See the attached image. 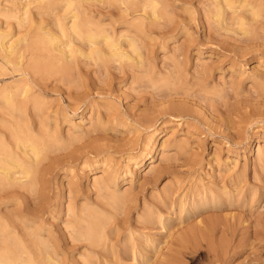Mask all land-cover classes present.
I'll use <instances>...</instances> for the list:
<instances>
[{"label":"rangeland","instance_id":"obj_1","mask_svg":"<svg viewBox=\"0 0 264 264\" xmlns=\"http://www.w3.org/2000/svg\"><path fill=\"white\" fill-rule=\"evenodd\" d=\"M131 2L77 0L75 6L81 14L92 15L96 22L102 20L106 25L108 22L116 32L138 23L133 35L138 36L137 42L142 44L138 43L143 58L134 56L135 60L143 61L142 67L130 68L126 59H109V63H103L89 56L86 45L82 46V54L77 52V42L76 49L73 47L74 57L67 62L64 57H58L59 54L55 56L56 51L52 54L50 47L43 51L48 44H39L43 36L46 37L40 33L38 21L36 25L21 28L16 20H11L15 28L12 32L17 31L14 41L20 42L17 43L18 53L23 58L18 64L16 55L17 60L14 58L13 63H9L0 53V144L7 141L24 157L22 149L15 148L9 134L16 120L22 117L25 120L22 123L35 128L42 140H51L53 144L42 149L44 156L42 164L39 163L40 171L36 172L39 181L36 192L26 191L17 184L13 186L9 181L11 185L6 182L9 185L0 186V216L6 219L0 217V221L13 231L12 236L19 235L18 240L26 245L31 258L42 264L47 249L40 238L48 241L52 247L49 253L58 257L60 264H121L127 258V264H264V157L259 163L256 155L258 147H264V0H251V6H247L244 0L237 3L249 15L253 9L259 12L254 16L247 14L252 20H249L252 24L248 23L247 33L239 28L223 29L215 18L210 19L215 0H159L163 5L160 8L168 13L165 10L164 18L161 16L155 20L138 11L139 6L134 5L136 2ZM11 3L3 2L1 7L6 4L9 9L15 8ZM34 7L32 11L37 20L39 16ZM71 14V11L65 12L67 17ZM138 15L144 16L145 21L136 19ZM51 17V11L42 15L49 29L55 31V19ZM5 21L0 15V22H4L2 28ZM33 55L43 56L35 59ZM52 55L57 57L56 60L50 59ZM41 58L45 60L40 61ZM35 60L38 65H31ZM47 60L48 63L54 61L48 65L49 69L45 66ZM39 62L44 63L43 67ZM21 82L30 83L32 89L25 103L24 116L18 118L9 110L4 97L7 92L14 93L17 87L22 88ZM12 92L14 99H19ZM31 95L38 98L42 110L33 107ZM80 120L82 126L85 124L81 127L83 129L75 125ZM84 128L88 133H83ZM154 130L159 133L157 144L139 172L127 174L126 164L132 169L136 158L143 152L147 136ZM54 141L59 142L54 144ZM164 141L169 144L163 148ZM160 152L164 153V158ZM151 156L158 165L154 175L148 173ZM147 173L153 176L150 178ZM95 176L106 179L105 187L95 186ZM154 177L157 179L153 180ZM107 184L111 187L106 189ZM166 186L169 189L165 191ZM124 192L134 199L133 205L126 204V208H118V212L115 209L118 215L113 214L108 195L112 197ZM212 197L218 201L214 205L211 204ZM204 202L207 207L201 205ZM86 204L89 209L95 205L98 210L101 207L107 209L101 210L102 213L111 211L106 215L114 220L108 218L112 220L108 222L107 216L105 219L111 231L110 246L109 243L105 248L103 245L93 246L87 240L74 238L77 234L74 230L76 218L84 215ZM192 208H195L193 212ZM148 212L166 214L170 230H166L167 233L165 230H151L150 222L140 215H151ZM143 225L146 229L142 228ZM137 226L142 230L141 236L144 231L159 233L156 238L153 236L155 246H160V253L163 251L157 254L161 256L159 262L150 260L154 258L153 246L148 247L152 255L147 252V257L143 251L145 257L139 256L136 262H130L129 247L134 239L139 240L138 244L144 243ZM129 229L137 230H133L135 238L133 233L129 234L132 231ZM116 252L122 256H117ZM148 261L151 263H146Z\"/></svg>","mask_w":264,"mask_h":264},{"label":"bare ground","instance_id":"obj_2","mask_svg":"<svg viewBox=\"0 0 264 264\" xmlns=\"http://www.w3.org/2000/svg\"><path fill=\"white\" fill-rule=\"evenodd\" d=\"M82 1V0H81ZM95 1V0H94ZM132 0H130V2H131ZM250 1L251 0H244V2H245V4H247V6L249 5V6H251L250 4ZM3 2H5V3H7L8 2V4H9V2L15 7V8H13V9H9L8 7H6L5 5L3 6V7H1V5H3ZM77 2V0L75 1V0H2V1H0V15H2V16H4L5 17V19H6V21H5V26L3 27V28H5L6 30H4L3 28H2V26H3V24H4V22H0V53H1V55L2 56H4L5 58H3V59H6V61L7 62H9V63H13V61L16 59V55H18L17 56V59H18V64L19 63H21V60H22V58H23V55H21V54H19L18 52H19V48L17 47V43H20V42H18V40L17 41H14V38H15V36H16V33H17V31L15 32V33H13L12 32V30H13V28H14V25L12 24V22H11V20H16L17 21V25H18V27H26V25H29V26H33V24L35 23V22H37L38 21V23L37 24H39V25H41L40 26V30H42L40 33L42 34L43 33V35H45V37L46 38H44V36H43V40L42 41H39V44L42 42L43 44L44 43H46V44H48L46 47H45V49L43 50V51H46V49L47 50H49L48 49V47H50V49L51 50H49L52 54H53V52L54 51H56V52H54V55L55 54H59V56L58 55H55V56H58V57H61L62 56V58L64 57V59L63 60H68L67 62H69L73 57H74V54H75V51H74V45H75V43L77 42V43H79V48H75L76 49V51L77 52H81V54L83 53V48H82V46H87V49H89V52H87L88 54H89V56H92L93 58H96V60L98 59V60H100V61H102L103 63H105V62H110L109 61V59L111 60H119V59H126L127 60V62H128V64H130V68H131V66H135V67H137V66H139V67H142L143 66V61H137V60H135V56L134 55H137L136 57H138L139 56V58L140 57H142L143 58V55H141V48H139V46L141 45L142 46V44H140V42L138 41L137 42V39L136 38H138V36L135 38V36L133 35V32L134 31H136V29H137V24L138 23H136V24H129V25H127L126 27H125V29H122L121 27V29H119L120 31L119 32H116V30L112 27V26H110L109 24H108V22H106L107 23V25H109L110 27H108L105 23V25L103 24V21L102 20H97V22L96 21H94L93 20V18H92V15H90L89 13H85L84 15H83V13L81 14V12L78 10L79 8L78 7H76L75 6V3ZM97 2H99V1H97ZM133 2L135 3L136 2V4H134L135 6L137 5V6H139V7H137V8H139L138 9V11H143L147 16H148V18L149 17H151L152 16V18H154V20L157 18H160L163 14L165 15V13L167 12L168 13V11L166 10V12H164L165 10H162L161 8H160V3H159V0H133ZM240 2H241V0H240ZM238 0H215V2H214V9L212 10V8H211V10H210V14L212 15L211 17L212 18H210L211 20L213 19V18H215L216 19V21L215 22H217L220 26H222V28L224 29V28H226V29H230V28H234V30H235V28H239L240 30H242L244 33H247L248 31H249V27H248V23H250L249 22V20H251L250 18H249V16H254V15H259V12L257 13V11L255 10V9H253V10H251L250 11V13H251V15H249V13H245L244 11H242V9H240V7H239V5L237 6V3L239 4L240 3ZM36 3H37V5H36ZM83 3H84V1H83ZM132 3V2H131ZM78 4V3H77ZM166 4V3H165ZM241 4V3H240ZM80 5H81V3H80ZM79 5V6H80ZM236 5V6H235ZM32 6H35L34 7V10H36L37 11V15L39 16V18H40V20H39V18L36 20V18L37 17H35L34 15H33V9H32ZM163 6V5H162ZM161 6V7H162ZM168 6V5H167ZM166 7V6H165ZM82 8V7H81ZM98 8V7H97ZM136 8V7H135ZM248 8V7H247ZM148 9H149V11H148ZM71 11V16L70 17H67L66 15H65V12L67 13V12H69V11ZM123 10V9H122ZM126 10V9H125ZM135 10V9H134ZM228 10H231V12L229 11L228 12ZM241 10V11H240ZM36 11H35V13H36ZM49 11H51V15H52V17H53V19H55V21H54V24H56V26H55V28H57L55 31H57V32H55L52 28L51 29H49V26H47V25H49V24H45V22H44V20H43V18H42V15H44L45 13H47V12H49ZM86 11V10H85ZM130 11V10H129ZM138 11H136V13L138 12ZM206 11V10H205ZM20 12V13H19ZM131 12V11H130ZM129 12V13H130ZM133 12H135V11H133ZM34 13V14H35ZM61 13V14H60ZM64 13V14H63ZM126 13H128V11L126 12ZM126 13L125 12H123V15L125 14L126 15ZM228 13H230V14H228ZM69 14V13H68ZM89 14V15H88ZM207 14H208V12H207ZM207 14H206V17H208L207 16ZM249 16H248V15ZM36 15V14H35ZM36 15V16H37ZM47 15V14H46ZM70 15V14H69ZM68 15V16H69ZM122 15V16H123ZM124 15V16H125ZM48 16V15H47ZM127 16V15H126ZM133 16V15H132ZM136 16H137V14H136ZM135 16V17H136ZM139 17H136V19H138V20H140V21H143L144 20V16H142V15H138ZM141 16V17H140ZM49 17H50V15H49ZM51 17V18H52ZM119 17V16H118ZM128 17V16H127ZM134 17V18H135ZM163 17V16H162ZM210 17V16H209ZM121 18V17H120ZM129 18H131V17H129ZM128 18V19H129ZM164 18V17H163ZM44 19H47V18H44ZM105 19V18H104ZM126 19V18H125ZM214 19V20H215ZM48 20H50V18L48 19ZM137 20V21H138ZM127 20H125V22H126ZM140 21H139V23H140ZM145 21V20H144ZM252 21V20H251ZM116 22H119V21H116ZM134 22H135V20H134ZM15 23V22H14ZM128 23H130V22H128ZM118 24V23H117ZM123 24H124V22H123ZM126 24V23H125ZM144 24V23H143ZM250 24H252V23H250ZM35 25H36V23H35ZM39 25H38V27H39ZM51 25V24H50ZM142 25V24H141ZM28 26V27H29ZM37 27V28H38ZM47 27H48V29H47ZM17 28V27H16ZM54 28V27H53ZM109 28V29H108ZM141 28H142V26H141ZM15 29V28H14ZM28 30V29H27ZM140 30V29H139ZM254 30V29H253ZM15 31V30H14ZM37 31H39V30H37ZM118 31V30H117ZM140 32V31H139ZM141 32H142V30H141ZM57 33H59V35H57ZM144 33V32H143ZM36 35V34H35ZM25 36V35H24ZM40 37V36H39ZM17 38V37H16ZM38 38V37H37ZM18 39V38H17ZM35 39V38H34ZM16 40V39H15ZM25 40V39H24ZM27 40V39H26ZM41 40V39H40ZM20 41V40H19ZM31 41H32V39H31ZM38 41L36 42V43H38ZM25 42V41H24ZM138 43L140 44V45H138ZM28 44V43H27ZM30 44V43H29ZM39 44H37V45H39ZM19 45V44H18ZM81 45V46H80ZM31 46H33V43H32V45ZM36 46V45H35ZM140 46V47H141ZM37 48H39L38 46H36ZM35 47V48H36ZM74 47V48H73ZM25 48V47H24ZM34 48V49H35ZM36 48V49H37ZM44 48V47H43ZM43 48H41V49H43ZM129 48H131L130 50H129ZM28 49V48H27ZM36 49H35V51H36ZM53 49V50H52ZM40 51V49H37V51ZM43 51H42V54H43ZM49 51H47V52H49ZM86 51V50H85ZM84 51V52H85ZM41 52V51H40ZM46 52V53H47ZM58 52V53H57ZM31 53V52H30ZM45 53V54H46ZM34 54H35V52H34ZM39 54V53H38ZM48 54V53H47ZM35 55H37V54H35ZM35 55H33L32 57H35ZM54 55H52L51 57H50V59H52V58H55V59H53V60H56V58L57 57H55ZM43 55H40V56H38V57H42ZM82 56V55H81ZM84 56V55H83ZM88 56V55H87ZM88 56V57H89ZM145 56V55H144ZM179 56V55H178ZM31 57V58H32ZM37 57V56H36ZM35 57V59H37ZM15 58V59H14ZM181 58V57H180ZM16 59V60H17ZM39 59V58H38ZM47 59H49V57H47ZM60 59V58H59ZM92 59V58H91ZM138 59V58H137ZM45 60V59H44ZM43 60V58H41V60L40 61H44ZM51 61L53 64H54V61ZM58 60V59H57ZM37 61H39V60H37ZM48 61L49 60H47V63H48ZM60 61H62V60H60ZM16 62V61H15ZM15 62H14V64H15ZM31 61H29V63H30ZM46 62V61H45ZM50 62V63H51ZM71 62V61H70ZM74 62V61H73ZM112 62V61H111ZM121 62V61H120ZM127 62H126V65H127ZM39 63H41V62H39ZM50 63H48L47 65H45L47 68H48V65H50ZM99 63V62H98ZM113 63V62H112ZM179 63V62H178ZM37 64V62H36V60L35 61H32V64L31 65H36ZM67 64V63H66ZM116 64V63H115ZM148 64V63H147ZM180 64V63H179ZM178 64V65H179ZM17 65V64H16ZM38 65V64H37ZM41 65H42V67H43V65H44V63H41ZM41 65L40 66H38L39 68L38 69H40L41 68ZM70 65V64H69ZM18 67H19V65H17ZM25 66V65H24ZM103 66V65H102ZM112 66V65H111ZM121 66V65H120ZM119 66V67H120ZM128 66V65H127ZM144 66H145V64H144ZM148 66H150V65H148ZM53 66H51V68H52ZM173 67V66H172ZM15 68V67H14ZM27 68V67H26ZM75 68V67H74ZM110 68V67H109ZM118 68V67H117ZM124 68H125V66H124ZM127 68V67H126ZM32 69H34V68H32ZM49 69V68H48ZM105 69V68H104ZM129 69V68H128ZM127 69V70H128ZM31 70V69H30ZM131 70V69H130ZM129 70V71H130ZM175 70V69H174ZM62 71V70H61ZM67 71V70H66ZM55 72H57V70L55 71ZM136 72V71H135ZM140 72V71H139ZM7 74V73H6ZM173 77V76H172ZM158 79V78H157ZM171 79V78H170ZM17 80V79H16ZM151 80V79H150ZM104 81V80H103ZM173 81H174V79H173ZM23 82V81H22ZM22 82L20 83V84H22ZM145 82V81H144ZM157 82H159V81H157ZM180 82V81H179ZM171 83V82H170ZM19 84V85H20ZM30 84V83H29ZM28 83H23L21 86H22V88H18L17 87V90L13 93L12 91H10V92H7L6 93V95H5V97L4 98H6V104L8 105V108H9V110L11 111V112H13L14 114H16V117H18V118H20V117H22V116H24V112H25V110H26V105H25V103H26V100L29 98V95H30V91H31V87H30V85H29ZM164 84V83H163ZM162 84V85H163ZM167 85V84H166ZM17 86V85H16ZM168 86V85H167ZM174 87H175V85H173ZM20 87V86H19ZM164 87V86H163ZM8 89V88H7ZM165 89H167V88H165ZM175 89V88H174ZM6 90V89H5ZM12 90V89H11ZM4 91V90H3ZM11 92L13 93V94H15V95H18L19 96V99L17 98V100L16 99H14V97H13V95H11ZM35 94V93H34ZM2 96H3V94H2ZM17 97V96H16ZM20 97H22V98H20ZM38 98H36L35 96L34 97H32V95H31V101L33 102V107L36 109V110H42V108H40L39 109V107H41V106H39V104H41V103H38V100H37ZM29 100V99H28ZM40 102V101H39ZM6 107V106H5ZM7 108V109H8ZM34 109V110H35ZM36 112H38V111H36ZM42 112V111H41ZM3 115V114H2ZM5 115V114H4ZM7 116H9L8 114H6ZM36 116V115H35ZM11 117V116H10ZM29 117V116H28ZM12 118H14V117H12ZM23 118V117H22ZM18 119V120H16V125L14 126V128H12V131H11V133H9V134H11L12 135V137L11 138H13V140H14V144H15V148H21L22 149V151H23V153H24V157H22L21 155H20V153H18V152H16L15 150H14V148H13V146L12 145H10L7 141L6 142H4V143H1L0 144V186H4L5 184L7 185L9 182L14 186V185H16L17 184V186H20L21 188H23V189H26V191H35L36 192V190H37V188H38V183H39V181L37 180L38 178H36L37 177V175L38 174H36V172L38 173V171H40L39 169H40V164L39 163H41L42 164V162L43 161H41V158H43L42 156H44V153L42 152L43 150V148H50V144H53V143H51L52 141L51 140H42V136L40 137L39 135H37L38 133H35V128L33 129V127H30V125H28V124H25V123H22L23 121H25L24 119ZM174 118H177V117H174ZM17 119V118H16ZM23 120V121H22ZM83 120V119H82ZM22 121V122H21ZM82 123V121L80 120L79 122H78V124L77 123H75V125H78V127L77 128H81V127H84L85 126V124H84V126H82L83 124H81ZM12 124V123H11ZM30 124V123H29ZM71 124V123H70ZM13 125V124H12ZM73 125V124H72ZM75 125H73V127L75 126ZM6 126V125H5ZM93 126V125H92ZM13 127V126H12ZM5 128V127H4ZM11 128V127H10ZM69 128H71V127H69ZM90 128H91V126H90ZM6 129V128H5ZM74 128H72V130H73ZM81 129H83V128H81ZM80 129V130H81ZM85 129V128H84ZM85 132H83V133H86L87 131H86V129L84 130ZM158 131H152L148 136H147V140L145 141V144H144V148H143V152H141V154L139 155V157H137L136 158V161L134 162V165H133V167H132V169H131V167H130V164L128 165V164H126L127 165V169H126V173L127 174H130V175H134V174H136L137 172H139V169L143 166V164L145 163V160H146V158H148L147 156H149V154L151 153V149H153L154 148V146L157 144V142H158V137H159V133H157ZM56 133V132H55ZM70 133V132H69ZM82 132H80L79 131V134H81ZM88 133V132H87ZM73 134V133H72ZM90 134V133H89ZM70 135V134H69ZM68 135V136H69ZM74 135V134H73ZM46 136V135H45ZM81 136V135H80ZM88 136V135H87ZM47 137V136H46ZM45 137V138H46ZM57 137V136H56ZM48 138V137H47ZM52 138H55V137H52ZM58 138V137H57ZM61 138V137H60ZM69 138V137H68ZM7 139V138H6ZM50 139V138H49ZM72 139V138H71ZM81 139V138H80ZM53 140V139H52ZM55 140V139H54ZM56 140H59V138L58 139H56ZM62 140H64V139H62ZM2 142H3V140H2ZM57 142H59V141H57ZM57 142H55L54 141V144L55 143H57ZM75 143V142H74ZM166 143H167V141L165 142H163V148H164V145H166ZM13 144V143H12ZM169 144V143H168ZM167 144V145H168ZM50 145V146H49ZM92 145V144H91ZM167 145L165 146V147H167ZM85 146V145H84ZM69 147H70V145H69ZM88 147H89V145H88ZM99 147V146H98ZM62 148H64V147H62ZM72 148V147H71ZM86 148V147H85ZM100 148V147H99ZM162 148V147H161ZM162 148V149H163ZM55 149H56V147H55ZM104 149V148H103ZM76 150V149H75ZM50 151H52V150H50ZM64 151V150H63ZM74 151V150H73ZM115 151V150H114ZM20 152V151H19ZM46 152H47V150H46ZM75 152V151H74ZM77 152V151H76ZM81 152V151H80ZM162 152V151H161ZM160 152V154L162 155V157L164 158V153H161ZM53 153V152H52ZM73 153V152H72ZM66 154V153H65ZM80 154H82V153H80ZM74 155H75V153H74ZM257 160H260V162L259 163H261V161H262V159H263V157H264V147H262V146H259L258 147V149H257ZM69 156V155H68ZM76 157H78L77 155H75ZM80 156V155H79ZM83 156V155H82ZM82 156H80V157H82ZM70 157V156H69ZM72 157H74V156H72ZM75 157V158H76ZM80 157H79V160H80ZM111 157H112V155H111ZM169 157V156H168ZM220 157V156H219ZM45 158V157H44ZM60 158H62L61 156H60ZM59 158V159H60ZM64 158H65V156H64ZM154 156H151V157H149V159H151V161H150V163H149V168H148V173L149 172H151V173H153V175H154V173H155V171H156V169H157V164L155 163V160H154ZM83 159V158H82ZM133 159L135 160V158L133 157ZM64 160V159H63ZM62 160V161H63ZM246 160H247V157H246ZM90 161V160H89ZM97 161V160H96ZM128 161H129V159H128ZM87 162V161H86ZM167 162V161H166ZM264 162V161H263ZM59 163V162H58ZM61 163V162H60ZM129 163V162H128ZM229 163V162H228ZM231 163V162H230ZM118 164V163H117ZM236 164V163H235ZM40 165V166H39ZM229 165H231V164H229ZM237 165V164H236ZM236 165H234V167L232 166V168H235V166ZM43 166V165H42ZM96 166V165H95ZM106 166H107V164H106ZM107 168V167H106ZM109 168V167H108ZM114 169H115V167H114ZM232 170V169H231ZM234 170V169H233ZM105 171V170H104ZM108 171V170H107ZM107 171H105V172H107ZM148 173L146 174V175H148ZM151 173H149V174H151ZM116 174V173H115ZM49 175V174H48ZM96 175V174H95ZM152 175V176H153ZM101 176V175H100ZM125 176V175H124ZM148 176H150V175H148ZM152 176H150V178L152 177ZM112 177V176H111ZM115 177V176H114ZM147 177V176H146ZM156 177V176H155ZM152 178L153 180H155V179H157V178ZM94 181V184H95V186L96 185H98L97 187H99L100 185H102V187H103V185H104V187H105V185H106V179L104 178V180H103V177L102 178H100V177H98V176H95L94 177V179H93ZM146 180H150V179H146ZM9 181V182H8ZM131 181V180H130ZM6 182H8V183H6ZM107 182H108V180H107ZM112 182V181H111ZM9 183V184H10ZM41 183V182H40ZM109 183V182H108ZM113 183V182H112ZM8 184V185H9ZM10 184V185H11ZM132 184V183H131ZM110 185H111V183H110ZM118 185V184H117ZM117 185H115V186H117ZM16 186V187H17ZM201 186V185H200ZM19 187V188H20ZM107 187H108V184H107V186H106V189H107ZM111 187V186H110ZM110 187H108V188H110ZM114 187V186H113ZM228 187V186H227ZM115 189H116V187H114ZM171 188V187H170ZM11 189V188H10ZM113 189V188H112ZM169 189V188H168ZM167 189V186H166V189H165V191L166 190H168ZM224 189V188H223ZM222 189V190H223ZM227 189V188H226ZM114 190V189H113ZM208 190H209V188H208ZM101 191V190H100ZM109 191V194H110V190H108ZM123 191V190H122ZM201 191V190H200ZM204 191H207V190H204ZM24 192V191H23ZM34 192V193H35ZM105 192V191H104ZM173 192V191H172ZM225 192V194H227L226 193V191H224ZM231 192V191H230ZM114 193V192H113ZM174 193V192H173ZM205 193V192H204ZM208 193H210V192H208ZM207 193V194H208ZM218 193V192H217ZM36 194V193H35ZM104 194V193H103ZM128 194V192H124V194H122V195H112V197H110L108 194V197L109 198H111V201H110V203H109V205H111V207H110V210H111V208L112 209H114L113 210V214L115 213V214H117L116 212H114L115 211V209H117L116 211L118 212V208L120 209V208H122L123 209V207H125L124 205H126V204H130L131 202H132V200H133V202H134V199H131L130 197H129V194ZM163 194V193H162ZM189 194V193H188ZM211 194H212V192H211ZM214 194V193H213ZM166 195V194H165ZM223 195V194H222ZM206 196H208V195H206ZM215 196V195H214ZM11 197H13V196H11ZM217 197V196H216ZM109 198H107L106 197V199L107 200H109ZM134 198V197H133ZM213 198V197H212ZM211 198V199H212ZM214 199H215V197L212 199V205H214L215 204V201H217V200H215L214 201ZM228 200V199H227ZM105 201V200H104ZM182 202H183V199L181 200ZM204 201V200H203ZM207 201V200H206ZM107 202V201H106ZM156 202V201H155ZM202 201H200V203H201ZM218 202V201H217ZM84 203V202H83ZM95 203V202H94ZM102 203V202H101ZM157 203V202H156ZM181 203V202H180ZM194 203H195V201H194ZM193 203V206H195V204ZM199 203V202H198ZM82 204V203H81ZM104 204V203H103ZM132 204V203H131ZM144 204V203H143ZM169 204V203H168ZM186 204V203H185ZM189 204H190V202H189ZM211 204H210V207H211ZM91 205H92V203H91ZM105 205V204H104ZM109 205H106L105 207H108ZM133 205V204H132ZM135 205V204H134ZM201 205H203V206H206L207 204H205V202H204V204L202 203ZM70 206V205H69ZM82 206V205H81ZM86 206H87V204H86ZM96 207H98L97 205H95ZM127 206V205H126ZM172 206V205H171ZM186 206V205H185ZM184 206V207H185ZM83 207H84V205H83ZM82 207V208H83ZM92 208V209H89L88 208V206H87V208L86 209H84L83 210V216H86V217H83L82 215V217H79V218H76L77 219V221H76V224H75V226H74V230H75V232L77 233L76 235H75V239H77V240H87L88 242H91L92 244H93V246L95 245V246H97V245H103L102 247L103 248H105L104 246H106V244L107 243H109V242H111L110 241V239H112V238H110V235H109V233L111 232L110 231V229L108 230V226H107V224L108 223H106L105 221V219H106V214H108L109 213V211H107L108 213H106V212H104V213H102L101 212V210H104V211H106L105 210V208H103V207H101V209L100 210H98V208ZM201 207V206H200ZM207 207V206H206ZM70 208V207H69ZM85 208V207H84ZM126 208V207H125ZM122 209H120V210H122ZM189 209V208H188ZM194 209L195 208H192V212L194 211ZM143 210H146V209H144V206H143ZM165 210V209H164ZM180 210V209H179ZM185 210V209H184ZM191 210V209H190ZM124 212H125V209L123 210ZM147 211V210H146ZM145 211V212H146ZM156 212H157V210H155ZM166 211V210H165ZM77 212H79V211H77ZM111 212V211H110ZM143 212V211H142ZM163 212V211H162ZM162 212H160V213H162ZM168 212V211H167ZM179 212V211H178ZM71 213V212H70ZM112 213H110V214H112ZM120 213V212H119ZM141 213V212H140ZM148 213H150L151 215H149V214H147L148 216H146V214L145 215H142V214H140L141 216H142V218L144 219H146V220H148L149 222H150V229L151 230H155V229H158V230H160V232L161 231H163V230H168V226L171 228V226L168 224V222H169V217H167V216H165V215H163V214H160V215H154L153 213H151V212H148ZM174 213V212H173ZM181 213V212H180ZM79 214V213H78ZM138 214H139V212H138ZM168 214V213H167ZM178 214V213H177ZM118 215V214H117ZM125 215V214H124ZM169 215V214H168ZM181 215V214H180ZM114 217H115V215H113ZM141 216H139V217H141ZM1 217V216H0ZM105 217V218H104ZM147 217V218H146ZM180 217V216H179ZM178 217V218H179ZM2 218V217H1ZM5 218V217H4ZM4 218H2V220L4 219ZM108 218H111L112 220H114V218H112V216L110 217L109 215L107 216V221L108 222H110V221H112L111 219L109 220ZM126 218V217H125ZM141 218V222H144L143 221V219ZM9 219V218H8ZM115 219H117V216L115 217ZM5 221H6V219H4ZM124 220V219H123ZM176 220V219H175ZM179 220V219H178ZM140 221V220H139ZM138 221V222H139ZM147 221V222H148ZM155 221V222H154ZM182 221V220H181ZM124 222V221H123ZM122 222V223H123ZM140 222V223H141ZM146 222V223H147ZM8 223V222H7ZM145 223V222H144ZM143 223V224H144ZM183 223V222H182ZM34 224V223H33ZM171 224V223H170ZM178 224H180V221H179V223ZM142 225V224H141ZM19 226V225H18ZM35 226V225H34ZM145 225H143L142 226V228H145L144 227ZM146 226H147V224H146ZM107 227V228H106ZM118 227H119V225H118ZM123 227V226H122ZM173 227V226H172ZM10 228V227H9ZM21 228V227H20ZM29 228V227H28ZM114 228H117V227H114ZM139 228H141L140 226H139ZM141 228V229H142ZM148 228V227H147ZM137 229H138V226H137ZM146 229V228H145ZM32 230V229H31ZM35 230V229H34ZM132 230V229H131ZM130 229H129V231H131ZM134 230V232H136L135 231V229H133ZM133 230L131 231V232H129V234L130 235H132V233H133ZM139 230V229H138ZM170 230V229H169ZM168 230V231H169ZM115 231V230H114ZM118 231V230H117ZM116 231V232H117ZM142 231V230H141ZM140 230H139V234H140V236H141V234L142 233H140L141 232ZM143 231H144V229H143ZM12 230H10V229H8L7 228V225H6V223H2L1 221H0V264H42V263H40V262H38V260H35V259H33V258H31V256H30V254H28V251H27V249H26V245L20 240H18V239H20V238H17V236L19 237V235H13L12 236ZM119 232V231H118ZM121 232V231H120ZM31 233H33V231L31 232ZM40 233V232H39ZM38 233V234H39ZM143 233H145V234H143L141 237L143 238V242L144 243H141V244H138L139 243V240H137L136 241V239H134V242H133V244L129 247L130 248V252L131 253H129L130 255H131V257H130V262H132V261H135L136 262V260H138V257L140 256H143V257H145L144 256V253H143V251H146V253L147 252H149L148 251V247L149 246H153L154 247V254L152 255L151 253L152 252H149V254L150 255H152V257H154V258H150V260H154V261H157V262H159V260H161V256L159 255V256H157V254H159L160 253V251H159V247L160 246H158V247H156L155 246V244H154V238H156V235L157 234H159V233H150V232H148V231H144ZM166 233H167V231H166ZM24 234V233H23ZM26 234V233H25ZM24 234V235H25ZM37 234V235H38ZM111 234V233H110ZM116 234V233H115ZM119 234V237H120V233H118ZM161 234V233H160ZM170 233H168L167 235H169ZM42 235V234H41ZM117 235V234H116ZM137 235H138V233H137ZM171 235V234H170ZM36 236V235H35ZM39 237L38 238H40V235H38ZM115 236V235H114ZM134 238H135V236H136V234H135V236H134V233H133V235H132ZM139 236V235H138ZM139 236V237H140ZM153 236H154V238H153ZM34 237V236H33ZM47 237V236H46ZM77 237V238H76ZM132 237V238H133ZM35 238V237H34ZM74 238H73V240H74ZM116 238H118V235H117V237ZM130 238H131V236H130ZM158 239H160V238H158ZM38 240V239H37ZM48 240V239H47ZM126 241H127V238L125 239ZM125 240H124V242H125ZM142 240V239H141ZM140 240V241H141ZM162 240V239H161ZM24 241V240H23ZM44 243H43V242ZM51 241V240H50ZM158 241V240H157ZM160 241V240H159ZM25 242V241H24ZM40 242H42L43 243V245H45V248L47 249V256L44 258L45 259V263L44 264H60L59 263V261H58V257H56V256H54V255H52V254H50L49 253V249H51L52 247L49 245V243H48V241H46V239L45 240H43L42 238H40ZM52 242V241H51ZM50 242V243H51ZM156 242V241H155ZM163 242V241H162ZM162 242H161V244H162ZM38 243H39V241H38ZM37 243V244H38ZM41 243V244H42ZM85 243V242H84ZM91 243H89V244H91ZM115 243V242H114ZM128 243V242H127ZM157 244V243H156ZM109 246H110V243L108 244ZM107 245V246H108ZM127 245V244H126ZM129 245V244H128ZM108 246V247H109ZM112 246H113V244H112ZM115 246V245H114ZM89 247H90V245H89ZM89 247H87V248H89ZM101 247V246H100ZM117 247V246H116ZM207 247V246H206ZM35 248V247H34ZM54 248V247H53ZM112 248V247H111ZM162 248V247H161ZM209 248H210V246H209ZM94 249H95V247H94ZM106 249H109V248H107L106 247ZM207 249H208V247H207ZM42 250V249H41ZM40 250V251H41ZM45 250V249H44ZM86 250V249H85ZM88 250V249H87ZM102 250V249H101ZM104 250V249H103ZM160 250H162V249H160ZM40 251H38V252H40ZM91 251V250H90ZM94 251H96V249L94 250ZM94 251L93 252H91V254L92 253H94ZM111 251H113V250H111ZM127 251H129V250H127ZM152 251V250H151ZM210 251V250H209ZM42 252V251H41ZM40 252V253H41ZM56 252V251H55ZM89 252V251H88ZM97 252V251H96ZM118 252V251H117ZM116 252V253H117ZM120 252V251H119ZM163 252V251H162ZM161 252V253H162ZM98 253V252H97ZM96 253V254H97ZM121 253V252H120ZM160 253V254H161ZM58 254V253H57ZM139 254V255H138ZM85 256L87 255V254H84ZM89 255H90V253H89ZM99 255V254H98ZM98 255H96V256H98ZM120 254H118L117 253V256H119ZM150 255H149V257H150ZM155 255V256H154ZM186 255V254H185ZM94 256H95V254H94ZM93 256V257H94ZM111 256V255H110ZM114 256V255H113ZM120 256H122V255H120ZM119 256V257H120ZM39 257V256H38ZM84 257V256H83ZM82 257V258H83ZM92 257V256H91ZM90 256H88V258H91ZM92 257V258H93ZM115 257V256H114ZM147 257H148V253H147ZM94 258H96V257H94ZM122 258V257H121ZM224 258V257H223ZM43 259V260H44ZM116 259V258H115ZM118 259V258H117ZM116 259V260H117ZM83 260H84V258H83ZM86 260V259H85ZM90 260V259H89ZM94 260V259H93ZM112 260V259H111ZM110 260V261H111ZM121 260V259H120ZM123 260V259H122ZM121 260V261H122ZM129 260V258H127V260H125L124 262H121V264H127V263H125L126 261H128ZM132 260V261H131ZM181 260V259H180ZM222 260V259H221ZM63 261V260H62ZM115 261V260H114ZM117 263H118V260L116 261ZM116 262H114V263H116ZM146 263H151V261L149 262H146ZM171 263V262H170ZM185 263V262H184ZM86 264V263H85ZM87 264H91L90 262H87ZM92 264H94L93 262H92ZM98 264V263H97ZM107 264H109V263H107ZM132 264V263H131Z\"/></svg>","mask_w":264,"mask_h":264}]
</instances>
